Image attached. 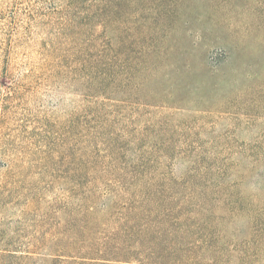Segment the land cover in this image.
<instances>
[{
  "label": "rangeland",
  "instance_id": "374dc122",
  "mask_svg": "<svg viewBox=\"0 0 264 264\" xmlns=\"http://www.w3.org/2000/svg\"><path fill=\"white\" fill-rule=\"evenodd\" d=\"M99 126L127 146L115 165ZM139 147L150 176L204 171L193 180L215 215L227 197L262 207L264 0H0V254H94Z\"/></svg>",
  "mask_w": 264,
  "mask_h": 264
},
{
  "label": "trees",
  "instance_id": "16d2710c",
  "mask_svg": "<svg viewBox=\"0 0 264 264\" xmlns=\"http://www.w3.org/2000/svg\"><path fill=\"white\" fill-rule=\"evenodd\" d=\"M100 26L102 35L107 27ZM143 69V64L136 65L131 74L134 76ZM103 76L105 74L99 83L101 87L106 85ZM105 129V126L96 127V136L105 146L104 160L115 165L127 146L123 148L122 144L119 148L121 138L112 134L104 136ZM141 140L137 138L132 142L139 146ZM95 153L101 154L98 149ZM163 157L170 158L167 154H162ZM154 162L152 153L139 147L133 162L122 164L127 199L117 208L121 219L115 233L102 242L94 254L65 261L35 259L30 252L28 255L1 253L0 257L26 264H254L256 224L264 217V204L256 208L250 198L240 196L231 200L227 197L218 206L222 214L215 215L208 204L205 205L206 198L198 195L200 188L193 180L203 178L204 171L202 174L190 171L182 178L172 174L150 176L148 169ZM84 213L94 214L96 210L91 206ZM229 232L235 238L230 242Z\"/></svg>",
  "mask_w": 264,
  "mask_h": 264
}]
</instances>
